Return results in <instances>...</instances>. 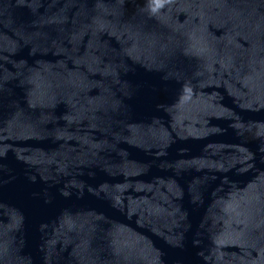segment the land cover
Listing matches in <instances>:
<instances>
[{
  "label": "water",
  "instance_id": "obj_1",
  "mask_svg": "<svg viewBox=\"0 0 264 264\" xmlns=\"http://www.w3.org/2000/svg\"><path fill=\"white\" fill-rule=\"evenodd\" d=\"M0 264H264V0H0Z\"/></svg>",
  "mask_w": 264,
  "mask_h": 264
}]
</instances>
